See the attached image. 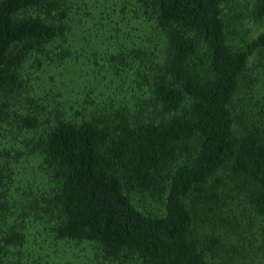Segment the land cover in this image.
Instances as JSON below:
<instances>
[{
  "label": "trees",
  "instance_id": "1",
  "mask_svg": "<svg viewBox=\"0 0 264 264\" xmlns=\"http://www.w3.org/2000/svg\"><path fill=\"white\" fill-rule=\"evenodd\" d=\"M77 1L0 0V264H264V77L233 106L264 30L229 45V0Z\"/></svg>",
  "mask_w": 264,
  "mask_h": 264
},
{
  "label": "rangeland",
  "instance_id": "2",
  "mask_svg": "<svg viewBox=\"0 0 264 264\" xmlns=\"http://www.w3.org/2000/svg\"><path fill=\"white\" fill-rule=\"evenodd\" d=\"M77 4V0H71ZM255 0H229L222 6V16L227 24V42L229 45L242 48L251 39L255 38L264 30V19L259 20L254 17ZM264 59L261 55H252L247 64V71L241 81V88L233 100L234 116H242L244 105L255 104L260 99L259 93L261 80L264 77ZM50 75V74H49ZM258 88V91L256 90ZM257 91V93H256ZM251 100V102L249 101ZM244 104V105H243ZM246 119L236 120L234 129L238 133L243 129ZM2 138L0 137V141ZM35 169L29 170V182L35 180ZM132 203L143 213L150 216H159L164 211L161 198L155 197L147 191L129 189L127 192ZM92 255V253L89 252Z\"/></svg>",
  "mask_w": 264,
  "mask_h": 264
}]
</instances>
